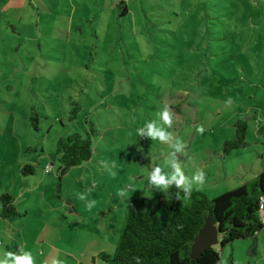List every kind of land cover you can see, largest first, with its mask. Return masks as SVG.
Wrapping results in <instances>:
<instances>
[{
	"label": "rangeland",
	"instance_id": "rangeland-1",
	"mask_svg": "<svg viewBox=\"0 0 264 264\" xmlns=\"http://www.w3.org/2000/svg\"><path fill=\"white\" fill-rule=\"evenodd\" d=\"M127 5L128 14L113 22L75 18L68 25L61 11V18L47 14L15 33L0 25V195L27 192L15 203L20 216L0 222V258L15 252L13 245L31 252L35 264L53 258L101 264L91 258L100 250L112 254L125 200L154 197L159 191L148 188L149 171H170L164 163L169 147L137 136L165 104L176 114L170 131L187 144L178 154L185 174L204 171L200 191L210 200L264 169V0ZM239 119L247 123V146L224 156L222 146L234 138ZM91 124L92 158L59 181L58 156H52L57 141L83 135ZM101 161L110 167L114 161L117 175ZM26 164L34 166L33 175L21 174ZM128 184L133 190L119 197ZM256 241L214 246L217 264H264V229Z\"/></svg>",
	"mask_w": 264,
	"mask_h": 264
},
{
	"label": "trees",
	"instance_id": "trees-1",
	"mask_svg": "<svg viewBox=\"0 0 264 264\" xmlns=\"http://www.w3.org/2000/svg\"><path fill=\"white\" fill-rule=\"evenodd\" d=\"M78 110L77 106L71 110L70 121L75 120ZM34 128L37 129L36 126ZM234 130V138L225 141L222 146L224 156L247 146L246 121L237 120ZM93 134L91 124L83 135L73 133L57 141L55 154L52 156H58L59 181L69 169L92 158ZM50 165L53 166L54 163L51 162ZM33 173V165L26 164L22 167L23 176ZM175 191L174 187L169 190L170 194ZM261 197H264V169L252 179L212 200L196 189H193L187 203L176 201L174 195L166 199L165 194L160 191L154 197L128 198L125 200L127 209L114 252H101L96 259L101 264H135L133 258L137 256L143 264H217L220 254L214 247L203 251L197 259L190 256L192 241L203 227L208 213H211L219 233L221 248L243 239H253L256 244V236L263 230L258 215ZM0 207L2 219L13 220L20 216L8 193L0 195ZM253 249L254 247L251 248L252 251Z\"/></svg>",
	"mask_w": 264,
	"mask_h": 264
},
{
	"label": "clouds",
	"instance_id": "clouds-1",
	"mask_svg": "<svg viewBox=\"0 0 264 264\" xmlns=\"http://www.w3.org/2000/svg\"><path fill=\"white\" fill-rule=\"evenodd\" d=\"M230 107L232 104L231 98L226 101ZM175 113L171 108L165 104L164 107L157 111L155 116L150 122H146L143 127L137 129V136L142 139H150L151 141H159L161 144H165L171 150L165 159V167L170 171H165L164 167L154 166L151 168L148 174V188L150 190H156L163 192L166 199L174 195L176 201L187 203L191 199V195L194 187L196 190H200L205 183V173L202 169L197 168L195 172L189 176L185 174L184 167L178 154H184L187 148V144L177 137V135L170 131L173 128ZM198 134L203 135L206 129L203 125H199L196 128ZM101 167H103L108 173L115 177L117 173L112 169L116 167L115 162H111V167L108 161H101ZM175 188L174 193L169 192L170 189ZM133 190V185L128 184L124 188L120 189L117 195L121 198H126L128 191ZM183 193V196H181ZM78 198L81 200L86 199L85 194H78ZM96 201L90 200L87 202L86 207L90 211L94 207ZM15 252H5L3 258H0V264H35L34 257L31 252L24 251L23 247ZM135 264H143L140 257H134ZM51 264H64L63 261L53 258Z\"/></svg>",
	"mask_w": 264,
	"mask_h": 264
},
{
	"label": "crops",
	"instance_id": "crops-1",
	"mask_svg": "<svg viewBox=\"0 0 264 264\" xmlns=\"http://www.w3.org/2000/svg\"><path fill=\"white\" fill-rule=\"evenodd\" d=\"M127 1L128 0H0V25L6 24L12 27L15 33L17 26H28L34 21L33 19H36V23L39 24L40 21H43V18L47 17V14L61 18V11L68 20V25H73L75 18H77L78 21L80 20L79 22H88L94 19L113 22L115 18L120 19L128 14ZM80 8H83L85 11L82 16L76 13L77 9ZM42 15L44 17H42ZM94 35L97 36L96 31H94ZM39 159H41V157H39ZM50 164L51 163L46 164L45 167ZM11 196L15 206V203L19 199L27 196V192L24 191L19 195ZM16 219L17 218L8 220L0 217V222L3 220L13 222ZM12 248L18 253L17 246L13 245ZM103 251L104 250H100V253ZM96 256L91 258V263L98 261Z\"/></svg>",
	"mask_w": 264,
	"mask_h": 264
},
{
	"label": "water",
	"instance_id": "water-1",
	"mask_svg": "<svg viewBox=\"0 0 264 264\" xmlns=\"http://www.w3.org/2000/svg\"><path fill=\"white\" fill-rule=\"evenodd\" d=\"M216 245H219V233L209 212L203 227L192 241L190 256L197 259L203 251Z\"/></svg>",
	"mask_w": 264,
	"mask_h": 264
},
{
	"label": "built area",
	"instance_id": "built-area-1",
	"mask_svg": "<svg viewBox=\"0 0 264 264\" xmlns=\"http://www.w3.org/2000/svg\"><path fill=\"white\" fill-rule=\"evenodd\" d=\"M51 168H52V165H47L45 167V172L49 173ZM258 215H259L260 221H261L263 229H264V197L260 198Z\"/></svg>",
	"mask_w": 264,
	"mask_h": 264
}]
</instances>
